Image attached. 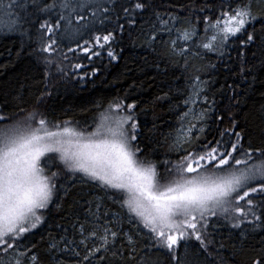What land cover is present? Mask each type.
<instances>
[{
    "label": "snow or ice",
    "instance_id": "6c2138e0",
    "mask_svg": "<svg viewBox=\"0 0 264 264\" xmlns=\"http://www.w3.org/2000/svg\"><path fill=\"white\" fill-rule=\"evenodd\" d=\"M0 34L20 39L17 56L38 55L48 81L96 75L89 64L119 59L125 35L163 49L190 81L163 142L155 125L142 130L126 97L95 105L84 127L40 110L47 84L32 111L0 104V264H264V147L246 142L233 117L207 138L210 113L221 124L225 115L202 78L217 68L212 56L224 62L235 50L238 75L255 86L246 54L258 49L251 55L264 67V0H181L163 11L153 0H0ZM66 40L75 46L64 52ZM76 182L103 195L81 204ZM54 212L71 223L48 232L42 253L29 237L51 228Z\"/></svg>",
    "mask_w": 264,
    "mask_h": 264
},
{
    "label": "trees",
    "instance_id": "16d2710c",
    "mask_svg": "<svg viewBox=\"0 0 264 264\" xmlns=\"http://www.w3.org/2000/svg\"><path fill=\"white\" fill-rule=\"evenodd\" d=\"M153 2L158 10L163 11L170 2L180 3L181 0ZM142 44L143 38L137 40L135 36L128 38L125 35L123 42L116 49L119 59L109 62L110 58L104 54L102 59L94 58L89 64L87 69L89 73L93 67H99L96 75L87 76L83 80L70 76L48 81L45 79L44 65L38 55L17 56L20 39L0 34V104L7 102L10 114L19 112L20 108L32 111L37 107V98L44 95L47 84V91L50 94L44 95L40 110L49 119L79 121L80 126L84 127L85 121L91 123L95 105H106L113 98L126 97L127 102L137 104L136 118L142 130L147 133L155 125V136L163 142V137L173 131L178 112L183 110L182 94L188 89L189 73H185L182 67L169 63L167 57L162 55L163 49L158 48L153 52L146 45L141 46ZM68 46L74 47L75 44L71 40L61 44L64 52H67ZM120 48L123 51H119ZM252 51L259 50L252 48L246 54L248 67L253 63L257 65L254 70L257 83L253 88L249 87L251 76L248 80H243L238 75L239 57L235 50L230 52L231 59L226 58L224 62H218L216 57L212 56L211 60L217 63V68L202 74V78L207 81L204 87L210 99L216 101L213 107L218 113L225 115V122L221 124L215 120L216 113H210L211 119L207 121L205 133L208 139L218 138V131L227 126L228 117H233L237 122L236 130L241 132L246 142L255 147H264V95L261 94L264 92V85L259 82L264 80V67H260L258 58L252 57ZM68 57L72 59L73 54L68 53ZM80 59L81 62L88 63L83 57ZM64 67L68 68V61H65ZM83 71L80 70L81 75ZM232 89L238 93L235 98ZM165 96L166 99H158ZM199 107L200 105H197V108ZM165 151L164 147L160 148L161 158H164ZM169 158L176 159L175 155ZM102 195V192H97L80 182H76V188L73 189L74 198L79 199L81 204L84 203V199ZM64 215L68 213L54 212L51 219L52 227L45 231L47 226H42L36 230V234L29 237V242L36 243L43 253L42 245H46L49 239L48 232L55 236L61 232L57 225L67 227L71 223L63 219ZM128 227L125 224V231ZM69 231L71 232V229ZM228 231L227 228L220 229V235L217 237L225 244L223 249L225 256H229L231 252ZM261 235L264 234H257L256 239L259 240ZM129 264L132 262L129 261Z\"/></svg>",
    "mask_w": 264,
    "mask_h": 264
}]
</instances>
